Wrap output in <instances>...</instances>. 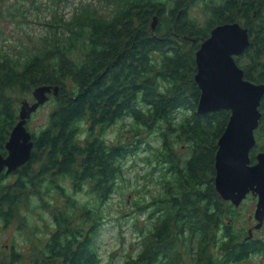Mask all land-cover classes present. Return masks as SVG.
Segmentation results:
<instances>
[{
  "label": "trees",
  "instance_id": "1",
  "mask_svg": "<svg viewBox=\"0 0 264 264\" xmlns=\"http://www.w3.org/2000/svg\"><path fill=\"white\" fill-rule=\"evenodd\" d=\"M97 1L79 3L67 19L50 0L53 16L44 19L46 33L32 50L15 56L0 48L2 155L26 97L39 87L58 88L49 95L54 109L47 124L32 130V118L28 122L31 160L0 179V226L18 219L19 230L31 225L25 242L34 235L27 249L15 241L4 248L0 264H114L115 253L103 263L97 238L110 222L125 246V218L137 215L139 223L146 215L151 226L132 222V228L141 227L132 243L139 248L123 264H177L167 253L180 251L194 252V264H204L198 257L217 243L231 247L230 236L220 234L235 206L215 187L218 142L231 113H198L196 53L216 27L240 24L250 46L242 56L247 62H236L245 80L264 84V0ZM6 10L1 6L0 15ZM261 111L256 139L264 101ZM256 146L253 164L264 150ZM10 177L15 180L4 188ZM120 193L137 198L126 199L129 209L116 205L115 214ZM45 215L49 224L42 228L36 222L48 221ZM235 249L223 264L244 263L255 253L247 246Z\"/></svg>",
  "mask_w": 264,
  "mask_h": 264
},
{
  "label": "water",
  "instance_id": "2",
  "mask_svg": "<svg viewBox=\"0 0 264 264\" xmlns=\"http://www.w3.org/2000/svg\"><path fill=\"white\" fill-rule=\"evenodd\" d=\"M157 18L152 23L155 29ZM250 46L248 29L240 24L216 27L196 53V83L201 91L199 114L228 111V125L218 142L215 157V187L220 198L239 207L251 194L258 198L256 221L264 222V151L252 163L251 152L257 145L256 131L262 119L264 84L245 80L236 58ZM58 88L39 87L33 92L34 102L24 101L20 121L6 144L7 156L0 153V177L26 165L32 158L34 143L27 125L32 115L46 105Z\"/></svg>",
  "mask_w": 264,
  "mask_h": 264
},
{
  "label": "rangeland",
  "instance_id": "3",
  "mask_svg": "<svg viewBox=\"0 0 264 264\" xmlns=\"http://www.w3.org/2000/svg\"><path fill=\"white\" fill-rule=\"evenodd\" d=\"M87 2H90V0H69L59 5V0H54V2L51 4V7L53 9L59 7V12L64 13L66 18L69 19L79 3ZM92 2L95 4L98 3L97 0H92ZM49 4L50 0H0V7H7V10L3 12L2 15H0V29H2V31H0V48H2L3 54L23 56L28 50H32L34 48L35 43L37 44L39 42L38 39L46 33L44 32V28H42L43 24H45L44 19L47 21L51 18V16H53L52 12L48 8V6H50ZM9 9H11L10 13ZM196 12H201L200 8ZM241 61L242 63L247 62L245 57H242ZM24 100L25 98L22 95L20 97V103ZM26 100H28L30 103L34 102L32 94L28 95ZM53 109L54 103L50 100V102H48L45 107L41 108L36 114L33 115L29 124L31 129L34 130L38 127H43L46 125ZM112 132L113 131L111 130L109 139L113 141L115 135H111ZM260 137L261 138L257 139V144L262 145L263 150L264 123H262V127L260 129ZM155 139V134L150 135L149 140L152 144L157 143ZM128 164H130V161L126 164V166ZM137 170L138 168H136V172ZM138 174L141 177L140 172H138ZM156 175L157 176H155V178L158 179L159 174L156 173ZM129 176L132 177L133 174L131 173ZM14 180V177H10V180H8L6 184L3 185L4 188H8L9 184L12 183L11 181ZM27 192H31V189ZM124 195L125 194L120 193L118 196H114V202L116 203L114 205L115 208L117 205L119 208L123 207L125 209H129L131 203H126V199L130 198L131 200H134L137 198V196L134 194H131L130 197L129 193H127L125 197ZM26 204L27 209H36L34 206L30 207L28 202L23 203V205ZM257 204L258 198L250 194L238 208L235 207V209L230 212L231 214L225 218V223L229 226V228L227 230L225 229L224 233L220 234V237L222 238H224V236H230L231 239H229L231 241V247L230 244H224L223 246L217 243L215 246L211 247L209 254H202L203 256H199V261H204V264H206V260H209L211 257V260H209L211 263L216 262L215 264H223V258H225L226 255H230L232 252L233 255H235L237 249L232 250V248L241 245L247 246L248 248L250 247L248 250L254 249L255 252L252 253L250 260H247L241 264H264V244H262L264 243V230L259 231L255 229L258 224L255 216ZM118 211L119 210L117 209L114 211V213L117 214ZM45 217L48 219V221H42L40 223L36 222V224L39 226L42 225V228H44L43 225L49 224L48 215H45ZM140 217V223L138 215L136 218H133V221L129 216L125 218L126 220H129L124 225L123 235L127 240V244L125 246H123L122 237L121 242L120 240L117 242V236L115 237V224L110 222L105 223L102 232H100L99 237L97 238V242L99 243L98 250L103 258V263L108 260L109 254L111 253H115L116 262L114 264H123V262L126 260V254H128V252H132L133 254L137 253L139 246H133L132 243L134 241L135 243L139 241L137 234L139 233L138 230L141 227L136 224L138 228L134 227V225L132 228V222L134 224L135 221H138L140 226H151L145 219L146 215H142ZM150 222L153 223L155 221L151 220ZM19 225H21V221L17 219L16 224L12 223L9 225V227L0 226V254L3 253L4 248L12 247V242L14 241L17 243V248H22L21 250L28 248L27 245L30 243L34 235H32L30 241L25 242V234L27 233V226L31 225L29 223L24 224L22 230H19ZM249 230H251L253 234L255 233V235L250 240H247ZM42 234L44 235L43 240H46L48 235L45 234V230ZM226 242L228 243V239ZM168 255H170L173 261H176L177 264H194V257L196 256L194 252L191 254H186L181 251L179 255H176L174 252H169V254L167 253V256ZM1 258L3 260L5 259L3 256Z\"/></svg>",
  "mask_w": 264,
  "mask_h": 264
},
{
  "label": "flooded vegetation",
  "instance_id": "4",
  "mask_svg": "<svg viewBox=\"0 0 264 264\" xmlns=\"http://www.w3.org/2000/svg\"><path fill=\"white\" fill-rule=\"evenodd\" d=\"M242 57V56H241ZM240 58V57H239ZM264 151V150H263ZM2 176V175H1ZM0 179H1V177H0ZM257 227H258V224H257V226L255 227V229H257ZM257 230H259V231H263L264 230V222H263V224H262V226L259 228V229H257ZM248 236H247V240H250L254 235H255V233L253 234V232L251 231V230H249V232H248Z\"/></svg>",
  "mask_w": 264,
  "mask_h": 264
}]
</instances>
